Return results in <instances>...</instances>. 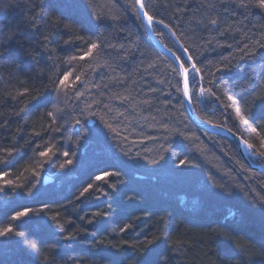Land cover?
<instances>
[{
	"label": "trees",
	"instance_id": "obj_1",
	"mask_svg": "<svg viewBox=\"0 0 264 264\" xmlns=\"http://www.w3.org/2000/svg\"><path fill=\"white\" fill-rule=\"evenodd\" d=\"M34 2L38 0H0L5 32L0 37V169L10 173L6 179L23 185L0 191V228L16 211L31 210L11 222L23 237H0V264H51L43 261L44 254L54 257V264H241L242 259L244 264H264V206L251 202L254 196L264 198V173L248 166L230 137L191 119L183 93L177 91L178 81L182 89L173 71L177 67L152 43L141 18L136 19L134 0H93L91 7L89 0H44L45 18L36 22L39 31L31 23ZM188 2L195 5V0ZM185 3L145 0L146 10L169 25L153 24L158 39L183 61L191 55L186 67L196 63L201 69L193 79L189 68L197 116L240 135L254 145L252 153L264 151V100L250 102L253 90L264 84V49L247 58L231 37L195 28L185 18ZM49 18H59L60 26L53 28ZM65 24L72 26L70 33ZM260 24L264 10L253 9L243 20L245 26L257 25L249 38L259 39ZM77 36L100 45L92 57L70 59L87 51ZM237 39L242 47L245 35ZM217 41L233 47H220ZM108 44L124 48L117 51ZM222 57H229L231 65L225 67ZM252 69L254 79L246 85ZM66 72L72 73L67 94L58 93ZM81 73L83 84L75 81ZM108 77L125 83L116 85ZM200 88L211 89L220 99L207 92L199 96ZM76 89L84 92L80 99L73 94ZM19 92L25 95L19 97ZM114 92L132 99L122 104L112 98ZM228 95L241 104L250 102L247 111L241 108L248 124L237 115L239 104L227 107L232 103ZM104 104L124 116L115 118ZM54 107L63 109L55 123L46 116ZM165 123L167 131L161 127ZM49 148L48 156L39 155ZM68 159L72 164L61 168ZM45 175L53 181L45 184ZM89 184L92 188L81 197ZM125 225L130 227L121 232ZM34 243L38 251L31 248ZM51 244L56 248L49 250ZM241 245L248 246L243 258Z\"/></svg>",
	"mask_w": 264,
	"mask_h": 264
},
{
	"label": "snow or ice",
	"instance_id": "obj_2",
	"mask_svg": "<svg viewBox=\"0 0 264 264\" xmlns=\"http://www.w3.org/2000/svg\"><path fill=\"white\" fill-rule=\"evenodd\" d=\"M93 0H89V7H91ZM135 5L138 6V12L136 13V19H140V14L142 13L143 15V19L144 22L147 24V26L149 28H151L153 26V24H163V26L165 28H168L169 25L165 24L163 20H157L155 18L154 15L150 14L146 9L147 6L145 4V0H134ZM3 5L0 4V8H2ZM237 9H239L240 11L237 12ZM253 9H260V10H264V0H195V5H193L192 3L188 2V0H186V3L183 7V12L185 13V18L188 20L189 24H192L193 22L195 23V28H200L202 27L203 29H205L206 31H208L210 34L212 32H215L216 35L220 36V37H224L225 39L231 37L232 40L236 41L237 43V50L244 53V56L247 58H252L255 57L257 55V49H264V24H260L259 25V39H252L249 38L247 36V33L249 31H251L252 28H256L257 25H251L249 26H245L243 25V20H248L249 18V14L251 13V11ZM180 9H178L179 11ZM191 12V15H188V13ZM197 14L199 15V19H197ZM30 15H31V23L36 27V30L39 31V26L37 25V20L43 21L45 18V5H44V0H38V2H34L32 4V7L30 9ZM237 16H241L243 17V20H237L236 17ZM103 17H98V19H102ZM111 20L113 21H119L120 17L118 16H112L110 17ZM47 23L51 24L53 28H58L61 24V20L59 18H57L56 20H52L51 18L48 19ZM64 31L70 33L71 32V25H63ZM195 28L193 29V31L195 32ZM171 30V29H170ZM240 34H244L246 37V41L243 42V46L240 47V41L237 39L238 35ZM5 35V32L2 28H0V37H3ZM173 35H175V33H173ZM256 33H253V36H255ZM13 37L9 36L7 37V39H12ZM49 39L48 36L44 37V40L47 41ZM77 39H79L87 48V51H85L83 53V55L79 56V57H71V60H76V59H80V60H84L86 57H92L93 53L95 50H97L100 45H98L95 42H91L89 43L88 41H85L84 38L82 36H77ZM212 39H215V36L212 37ZM65 44H70L73 43V41L71 40H65L64 41ZM209 44L212 43V40L208 41ZM3 44H4V40H0V49L3 48ZM217 45L220 47H227V48H232L233 45L231 43H225V44H220L219 41H217ZM108 48L113 49V50H119V49H123L124 45L123 44H119L118 48L117 45L115 44H108L107 45ZM185 52L188 51V49H184ZM0 59H3L2 53H0ZM234 59V57H233ZM177 60H181L180 57H177ZM193 57L191 55L188 56V60L187 61H183L181 60L180 63V68L179 70L177 69H173V71L177 72V75L183 76V87L181 89V87H179V81H178V86H177V91H182L183 92V96L184 98L191 103L192 99H193V94H190L189 92V68L186 67L185 65L189 62L192 61ZM222 61L226 62L225 63V67H228L229 65H231L232 60L229 59V57H222ZM149 67H152V65H149ZM222 69H217V71H221ZM264 70V69H262ZM191 72L193 75V79H195V76L199 75L201 72V69L199 67H197L196 63H192L191 64ZM251 75H248L245 77V84L246 85H250L251 82L254 79V75H255V69L251 70ZM71 72H66L63 75V78L59 79V85L56 86L57 88V92H65V94H67L66 92V81L68 80L69 76L71 75ZM83 75V73H81V75H76L75 76V81H79L81 84L84 83V80L81 79V76ZM10 78L11 74H10ZM108 79L110 81H112L114 84L116 85H123L125 83L124 79H119V78H115V77H108ZM126 79V78H125ZM201 79H203V77H201ZM211 83V81H209ZM18 83L21 86L25 85V82L23 80L18 81ZM53 85H56V82L53 81L52 82ZM133 83H135L133 81ZM198 83V81H197ZM97 88H100L101 85L97 84L94 85ZM103 87L105 88H109L110 85L109 84H105L103 85ZM151 91H155V89H150ZM25 91H27V88H25ZM87 91V89H86ZM125 91H127V89H125ZM254 95L250 98V102L254 103V101L256 99H260V100H264V84L258 85L254 90ZM208 93V95L210 96H214L217 100L220 99L219 96L216 95V93L214 91H212L211 89H205V88H200L199 89V96H203L205 93ZM75 97L77 99H80L81 97L84 96V92L79 91V89L74 90ZM8 95H11L10 93H8ZM25 95V92H19L18 96L19 97H23ZM35 99V97H33ZM113 99H119L121 101V103H125V102H130L131 101V97L129 95H123L120 92H114L112 95ZM12 99H17V97H12ZM227 100L231 101L232 103H229L227 105V107H232L233 104H239L240 108L237 109V115L241 116V108L244 111L248 110V104L250 102H244L243 104H241V101L236 100L234 98V96L232 95H228L227 96ZM17 102L19 103V101L17 100ZM95 103L99 104L102 103V101H95ZM145 104H149L150 105V101L145 100L144 101ZM87 107L91 108V104H88ZM104 107L106 109H108L109 112H115V118L119 119V117L124 116V113L119 111V109H114L112 106H110L109 104H104ZM24 109L21 108L19 111H17L15 113V115L19 116L20 112H23ZM63 109L59 108V107H54L52 111H48L46 113V116L51 118L53 123H55L58 119V113H62ZM59 118H63L62 116ZM153 119H155V117H153ZM241 119L243 120V123L248 124V120L244 119L241 116ZM207 122V121H206ZM76 124H79L80 121L76 120L75 121ZM218 126V125H217ZM107 127L109 128L110 131L112 132H116V129L112 127L111 124H108ZM161 127L167 131L168 130V126L167 124H162ZM59 126H57L55 128V131H59ZM177 134L182 135V133L179 132V130L177 129ZM229 131H231V129H229ZM253 132H256L257 129L254 127L252 128ZM117 135L119 133H116ZM37 136H39V133H36ZM126 139V138H125ZM245 145L247 148L249 149H253L254 145L251 143H248L247 141H245ZM260 147L262 149H264V139L261 140L260 143ZM5 151H8L7 149H5ZM49 152H51V148H49L47 151H41L39 153V155L41 157H45L48 156ZM11 152H8V155L11 156ZM258 154L262 157H264V151H259ZM63 155L65 157H67L69 155L68 152H64ZM181 163H184L183 161ZM70 165L72 164V160L68 159L66 160L63 164L60 165L61 168H64L65 165ZM10 175L9 172L4 171L3 169H0V181H2V183H0V191H4V189L6 188H16V187H23V185H17L15 184V182L11 179H6V177H8ZM105 175H110L109 173H105ZM97 180H100L101 177L97 176L96 177ZM92 188V185L89 184L87 188H84V190L80 193V196L83 197L85 195V193H87L89 191V189ZM32 194V190L29 189L28 191V195ZM252 203L254 204H260L261 206H264V198H258V197H253L252 198ZM262 210H264V207H262ZM31 210L25 208L23 211H16L14 215H12L10 217V222H8L6 227L0 228V237H7L9 234L15 235V236H24L23 232L20 231H15L13 224L11 222L13 221H20L22 217H26L29 215V212ZM97 216L102 215L101 213H96ZM91 222V221H89ZM127 227H130V225H125L124 228H121L120 231L123 232L125 231V229ZM38 243H43L42 241L38 240ZM31 248L34 250H39L37 247V244L34 243L31 245ZM56 245L55 244H51L48 246V249H55ZM248 252V246L247 245H241L240 246V256L243 258L246 256V253ZM43 261L45 262H51V264H54V257L49 256L44 254L43 255ZM241 264H244L243 259L241 260Z\"/></svg>",
	"mask_w": 264,
	"mask_h": 264
},
{
	"label": "water",
	"instance_id": "obj_3",
	"mask_svg": "<svg viewBox=\"0 0 264 264\" xmlns=\"http://www.w3.org/2000/svg\"><path fill=\"white\" fill-rule=\"evenodd\" d=\"M137 7V12H138V6ZM140 18L142 20V23L144 25L145 31L148 35V37L150 38V40L152 41V43L155 45V47H157L162 53H164L169 59H171V61L175 64V66L177 67V70H179L180 68V63L181 60H177V57H179L172 49H170L169 47H167L165 44H163L158 37L155 35V32L153 30V26L151 28H149L147 26V24L144 22L143 19V15L142 13L140 14ZM191 68V66L189 67ZM181 78V85L183 87L182 81H183V76L180 75ZM189 92H190V85H189ZM183 93V92H182ZM183 100L185 103V107L186 110L189 114V116L191 117V119L200 127L210 131V132H214V133H221L224 134L228 137H230L236 144L238 151L240 152L242 158L244 159V161L248 164V166L254 170H257L259 172L264 173V157L254 154L251 152V150L249 148L246 147L245 145V141L240 135H238L237 133L233 132L232 130L229 131V128L224 127L222 125H218V124H213V123H209L206 122L204 120H202L201 118H199L194 110L193 104L192 102L189 103L183 96ZM218 125V126H217ZM253 159H260L263 162L262 163H256L255 161H253ZM53 181V178L45 175L44 176V183H50Z\"/></svg>",
	"mask_w": 264,
	"mask_h": 264
},
{
	"label": "rangeland",
	"instance_id": "obj_4",
	"mask_svg": "<svg viewBox=\"0 0 264 264\" xmlns=\"http://www.w3.org/2000/svg\"><path fill=\"white\" fill-rule=\"evenodd\" d=\"M258 155V154H257Z\"/></svg>",
	"mask_w": 264,
	"mask_h": 264
}]
</instances>
